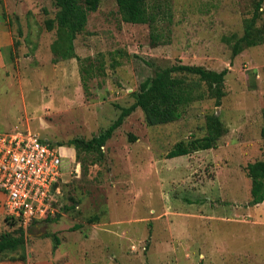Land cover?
Returning a JSON list of instances; mask_svg holds the SVG:
<instances>
[{"label":"rangeland","instance_id":"1","mask_svg":"<svg viewBox=\"0 0 264 264\" xmlns=\"http://www.w3.org/2000/svg\"><path fill=\"white\" fill-rule=\"evenodd\" d=\"M255 3L162 0L165 43L153 45L148 24L123 22L116 0H100L74 41L79 60L50 49L53 0H0V132L31 131L65 148L105 138L103 159L82 153L66 166L53 220L26 228L24 245L0 253V264H264V202L249 205L246 171L264 156V43L232 56L224 39L243 34ZM259 13L262 26L264 0ZM176 63L227 69L221 103L206 97L152 126L140 108L127 113L141 81ZM89 64L102 71L86 91ZM209 114L225 127L217 146L166 158L204 134ZM15 228L0 217V233Z\"/></svg>","mask_w":264,"mask_h":264},{"label":"trees","instance_id":"2","mask_svg":"<svg viewBox=\"0 0 264 264\" xmlns=\"http://www.w3.org/2000/svg\"><path fill=\"white\" fill-rule=\"evenodd\" d=\"M162 0H116L121 20L126 23L148 24L150 27V43L157 45L165 43L162 34L157 27L159 2ZM56 12L53 18L45 20L47 30L55 29V38L50 49L53 54L61 59L78 58L75 52L74 41L78 34L85 31L88 15L97 10L100 0H53ZM263 0H256L255 10L250 18L244 20L243 34L236 33L225 37L230 45L232 56L239 54L243 49L264 43V24L257 26L260 16L259 8ZM96 68L102 71V65L82 66L84 77L83 87L87 91V78L93 74ZM227 69L220 71L208 69L201 65L176 63L171 66L158 68L152 76L146 77L139 84V89L134 94L135 102L128 110L140 108L147 125H158L173 122L179 119L190 104L206 97L214 98L216 105L221 103L225 95L224 81ZM204 134L192 137L189 140L176 142L166 153V158H174L187 155L199 150H207L217 146L218 140L225 132V127L215 114L206 116ZM261 135L264 139V110L262 112ZM62 146L61 143H52ZM75 150L77 159L81 154L93 155V162L103 159L102 146L105 138L94 135L90 139L73 138L67 142ZM264 145V140H263ZM247 176L250 179L249 205L264 202V156L246 166ZM55 203V202H54ZM69 209V208H68ZM59 216L56 214L54 218ZM49 215L43 222L51 221ZM98 216L88 218L89 222L98 221ZM5 221L16 224L15 231L0 233V253L16 250L25 242V229L19 221L5 215ZM73 226L72 229H76ZM58 240H55V246Z\"/></svg>","mask_w":264,"mask_h":264},{"label":"built area","instance_id":"3","mask_svg":"<svg viewBox=\"0 0 264 264\" xmlns=\"http://www.w3.org/2000/svg\"><path fill=\"white\" fill-rule=\"evenodd\" d=\"M61 148L31 131L0 132L5 215L24 229L55 215L54 202L63 181Z\"/></svg>","mask_w":264,"mask_h":264},{"label":"crops","instance_id":"4","mask_svg":"<svg viewBox=\"0 0 264 264\" xmlns=\"http://www.w3.org/2000/svg\"><path fill=\"white\" fill-rule=\"evenodd\" d=\"M2 37L3 35H1L0 37V44L2 42ZM62 163H61V169L62 172H64L66 170V166L69 165V163H72V161L74 160V156H75V150L72 147H63L62 146ZM4 193L0 190V217L5 215V210H4ZM43 221V220H42ZM41 222V221H39ZM39 222H36L35 224L37 225ZM36 264H56V262L54 261H50V260H40L38 262H36ZM62 264H66V263H62ZM71 264V263H69Z\"/></svg>","mask_w":264,"mask_h":264}]
</instances>
